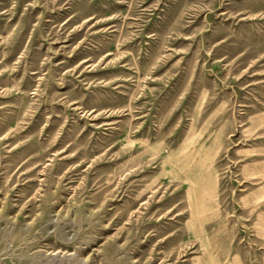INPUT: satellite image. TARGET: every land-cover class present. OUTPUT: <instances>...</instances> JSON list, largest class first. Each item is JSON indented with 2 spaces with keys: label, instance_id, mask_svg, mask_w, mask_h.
Masks as SVG:
<instances>
[{
  "label": "rangeland",
  "instance_id": "1",
  "mask_svg": "<svg viewBox=\"0 0 264 264\" xmlns=\"http://www.w3.org/2000/svg\"><path fill=\"white\" fill-rule=\"evenodd\" d=\"M0 264H264V0H0Z\"/></svg>",
  "mask_w": 264,
  "mask_h": 264
}]
</instances>
